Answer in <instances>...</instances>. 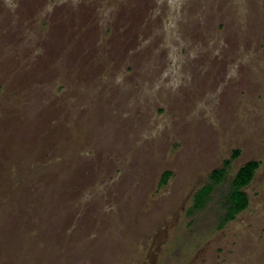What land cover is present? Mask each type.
<instances>
[{
	"label": "rangeland",
	"instance_id": "rangeland-1",
	"mask_svg": "<svg viewBox=\"0 0 264 264\" xmlns=\"http://www.w3.org/2000/svg\"><path fill=\"white\" fill-rule=\"evenodd\" d=\"M0 264H264V0H0Z\"/></svg>",
	"mask_w": 264,
	"mask_h": 264
},
{
	"label": "trees",
	"instance_id": "trees-1",
	"mask_svg": "<svg viewBox=\"0 0 264 264\" xmlns=\"http://www.w3.org/2000/svg\"><path fill=\"white\" fill-rule=\"evenodd\" d=\"M240 156V151L233 152L231 159L224 161L223 165L213 170L206 183H204L194 194L192 206L188 210V216L194 217L204 211L218 195L217 204L220 216L217 221V229L221 230L231 223L236 217L249 206V197L244 191L254 179L260 162L251 161L241 167L235 176L231 178L232 164ZM171 173L166 172L161 180V185H166ZM227 185L226 189H222Z\"/></svg>",
	"mask_w": 264,
	"mask_h": 264
}]
</instances>
